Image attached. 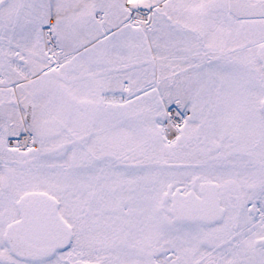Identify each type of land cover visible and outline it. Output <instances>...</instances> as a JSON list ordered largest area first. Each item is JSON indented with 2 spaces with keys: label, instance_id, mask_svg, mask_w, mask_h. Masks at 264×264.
I'll return each instance as SVG.
<instances>
[{
  "label": "snow or ice",
  "instance_id": "6c2138e0",
  "mask_svg": "<svg viewBox=\"0 0 264 264\" xmlns=\"http://www.w3.org/2000/svg\"><path fill=\"white\" fill-rule=\"evenodd\" d=\"M0 264H264V0H0Z\"/></svg>",
  "mask_w": 264,
  "mask_h": 264
}]
</instances>
